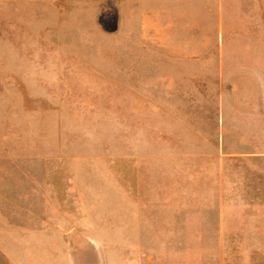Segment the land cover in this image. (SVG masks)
Instances as JSON below:
<instances>
[{
	"label": "rangeland",
	"instance_id": "1",
	"mask_svg": "<svg viewBox=\"0 0 264 264\" xmlns=\"http://www.w3.org/2000/svg\"><path fill=\"white\" fill-rule=\"evenodd\" d=\"M162 7L170 40L144 32ZM168 8L0 0L1 214L63 217L76 264H264L256 96L221 77L216 17L198 46Z\"/></svg>",
	"mask_w": 264,
	"mask_h": 264
},
{
	"label": "crops",
	"instance_id": "2",
	"mask_svg": "<svg viewBox=\"0 0 264 264\" xmlns=\"http://www.w3.org/2000/svg\"><path fill=\"white\" fill-rule=\"evenodd\" d=\"M168 5L173 16H200L196 19L200 24L196 35L199 42L195 43L198 46L208 39L202 16L216 17L213 29L220 47V75L234 93L256 96L247 101L255 104L249 107L248 116L255 121L251 125L260 126L264 121V0H168ZM164 14L162 7L159 23L145 15L144 32H149L151 26L156 39L175 38L177 19L166 20ZM218 125H228L223 107ZM222 137L224 140V132ZM4 198L0 196V204ZM0 264H76L73 252L66 250L63 217L29 214L18 219L0 211Z\"/></svg>",
	"mask_w": 264,
	"mask_h": 264
}]
</instances>
